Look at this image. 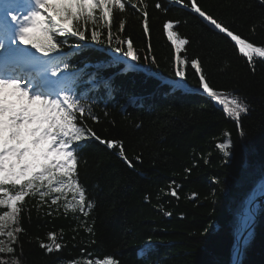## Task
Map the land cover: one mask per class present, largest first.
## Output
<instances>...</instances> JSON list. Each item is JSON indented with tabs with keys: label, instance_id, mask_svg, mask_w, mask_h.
<instances>
[{
	"label": "trees",
	"instance_id": "1",
	"mask_svg": "<svg viewBox=\"0 0 264 264\" xmlns=\"http://www.w3.org/2000/svg\"><path fill=\"white\" fill-rule=\"evenodd\" d=\"M146 2L150 35L143 32L142 18L131 15V9L125 17L124 35L140 50V63L148 54L155 57L159 68L151 64L145 65L146 71L137 72H124L123 65L107 68L101 73L105 80L111 78V87L106 88L102 81L92 85L84 73L94 74L98 64L110 59L107 45L92 44L72 55V46L84 43L72 38L62 49L78 73L77 90L87 93L100 117V123L94 125L97 133L122 140L129 158L139 155L141 161L134 160L135 168L130 169L115 151L98 142L85 151L87 163L81 165V179L95 201L88 221L94 235L88 234L73 214L65 216L61 209L48 216L46 206L38 209L37 199L26 198L30 211L22 217L25 232L15 249L21 264L87 259L81 249L89 254H113L120 264H231L240 215L264 180V62L257 60L253 73L222 34L209 31L188 10L160 0L169 9L165 14L154 8L156 0ZM199 3L243 36L264 43V5L260 0ZM120 18L118 14L115 27ZM167 19L182 21L176 30L191 41L186 55L201 58L213 86L246 98L250 111L242 124L247 151L241 146L235 124L195 90L198 79L190 68L184 82L188 89L173 90L165 83L178 79L173 74V49L162 27ZM149 44L151 53L147 51ZM99 48L105 51H96ZM225 131L231 132L236 142L227 161L215 147ZM186 168L192 169L191 174L185 173ZM171 181L178 186L179 199L167 195ZM165 211L172 215H164ZM253 225L254 235L242 264H264V204ZM50 231L65 246L48 254L39 243L48 242ZM93 239L97 243L91 244ZM145 245L146 253L141 251Z\"/></svg>",
	"mask_w": 264,
	"mask_h": 264
},
{
	"label": "snow or ice",
	"instance_id": "2",
	"mask_svg": "<svg viewBox=\"0 0 264 264\" xmlns=\"http://www.w3.org/2000/svg\"><path fill=\"white\" fill-rule=\"evenodd\" d=\"M170 2L194 14L209 31L222 34L253 73L257 60L264 62V43L243 36L212 11L205 10L199 0ZM260 4L264 5V0ZM154 8L165 14L169 10L160 0H156ZM129 9L131 15L139 14L143 32L150 35L146 0H0V264H21L15 249L20 234L25 232L22 217L30 211L26 198L37 199L38 209L46 206L48 216L61 209L65 216L73 214L86 232L94 235L88 221L95 201L81 179V165L87 163L84 153L92 142L115 151L130 169L135 168L134 160L141 161L139 155L134 160L129 158L122 140L97 133L94 125L100 123V117L94 112L87 93L77 90L78 73L73 71L69 54L62 51L72 38L84 42L72 46V55L91 48L92 44L107 45L110 59L98 64L94 74L84 73L90 82L102 81L106 88L111 87V78L105 80L101 73L107 68L123 65L124 72L146 71L145 65L149 64L159 68L155 57L148 54L140 63V50L124 35ZM118 14L121 18L115 27ZM181 23L174 19L163 21V31L174 53L173 74L178 78L165 83L173 90L188 89L184 82L190 68L198 79L195 90L219 106L225 118L235 124L241 146L247 151V134L242 124L243 116L250 111L246 98L235 91L214 87L201 58L186 55V46L191 41L176 30ZM151 50L149 44L147 51L151 53ZM223 137L215 147L227 161L233 155L236 142L229 131ZM191 171V168L185 169L187 174ZM259 190L264 195V180ZM167 195L179 199L175 181L170 182ZM254 203L249 201L243 227L234 234L232 264H242L253 238ZM164 215L172 213L165 211ZM90 243L97 242L93 239ZM64 246L52 231L48 233L47 243H39L48 254ZM141 251L146 253L148 245ZM81 253L88 258H73L65 264H120L113 254H89L86 249H81ZM94 255L98 258H92Z\"/></svg>",
	"mask_w": 264,
	"mask_h": 264
},
{
	"label": "water",
	"instance_id": "3",
	"mask_svg": "<svg viewBox=\"0 0 264 264\" xmlns=\"http://www.w3.org/2000/svg\"><path fill=\"white\" fill-rule=\"evenodd\" d=\"M255 201H256V205L254 206L255 216L253 218V224H254L256 214L258 213V211L260 210V208L264 204V195L261 194L260 190L257 192V197H256ZM231 264H232V260H231Z\"/></svg>",
	"mask_w": 264,
	"mask_h": 264
},
{
	"label": "bare ground",
	"instance_id": "4",
	"mask_svg": "<svg viewBox=\"0 0 264 264\" xmlns=\"http://www.w3.org/2000/svg\"><path fill=\"white\" fill-rule=\"evenodd\" d=\"M256 197H257V194H256V196L254 197V199L252 200V201L255 202V203H254V206L256 205V201H255ZM248 207H249V205L245 208V210H244V211L241 213V215H240V225H239V229L243 227V221H244L245 213H246Z\"/></svg>",
	"mask_w": 264,
	"mask_h": 264
},
{
	"label": "rangeland",
	"instance_id": "5",
	"mask_svg": "<svg viewBox=\"0 0 264 264\" xmlns=\"http://www.w3.org/2000/svg\"><path fill=\"white\" fill-rule=\"evenodd\" d=\"M258 191H259V190H258ZM258 191H257V192H258ZM257 192L255 193L254 197L256 196ZM253 199H254V198H253ZM253 199H252V200H253ZM252 200H251V201H252ZM248 205H249V204H248ZM248 205H247V206H248Z\"/></svg>",
	"mask_w": 264,
	"mask_h": 264
}]
</instances>
